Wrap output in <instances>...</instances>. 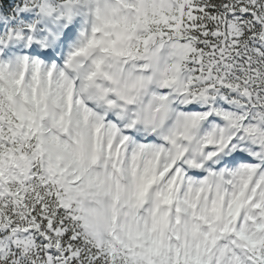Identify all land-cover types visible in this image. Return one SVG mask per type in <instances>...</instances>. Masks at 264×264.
I'll return each mask as SVG.
<instances>
[{"label": "snow or ice", "instance_id": "snow-or-ice-1", "mask_svg": "<svg viewBox=\"0 0 264 264\" xmlns=\"http://www.w3.org/2000/svg\"><path fill=\"white\" fill-rule=\"evenodd\" d=\"M157 3V35L187 65L170 97L167 187L104 239L72 195L83 183L76 162H45L56 136L48 97L0 79V264H264V0ZM13 39L24 61L55 56L34 23ZM155 179L139 177L138 202ZM189 186L207 189V202L185 196Z\"/></svg>", "mask_w": 264, "mask_h": 264}, {"label": "clouds", "instance_id": "clouds-1", "mask_svg": "<svg viewBox=\"0 0 264 264\" xmlns=\"http://www.w3.org/2000/svg\"><path fill=\"white\" fill-rule=\"evenodd\" d=\"M36 2L30 23L55 56L0 55V79H19L30 95L48 97L56 136L45 162L54 170L76 162L83 183L72 193L75 202L110 239V226L150 211L167 187L163 146L176 124L170 97L187 65L157 35V0ZM141 175L156 179L138 202ZM184 195L206 203L210 192L189 186Z\"/></svg>", "mask_w": 264, "mask_h": 264}]
</instances>
